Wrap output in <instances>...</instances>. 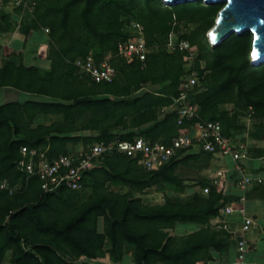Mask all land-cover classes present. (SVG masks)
I'll return each instance as SVG.
<instances>
[{"label": "trees", "instance_id": "obj_1", "mask_svg": "<svg viewBox=\"0 0 264 264\" xmlns=\"http://www.w3.org/2000/svg\"><path fill=\"white\" fill-rule=\"evenodd\" d=\"M222 7L203 0L175 6L163 0H36L33 14L21 21L25 25L31 21L26 34L49 29L46 56L51 68L18 64L15 55L0 68V87L12 86L50 100L0 105V179L14 185L25 176L17 165L23 145L45 150L51 159L70 153L69 143L83 140L94 144L141 136L171 144L197 121L179 125L174 106L183 88L185 65L194 52L199 81L190 100L198 106L199 120L220 122L225 136L246 144L237 135L245 129L240 119L250 117L258 121V138L264 139V62L251 61V34H232L221 43L210 42L206 36ZM11 14L4 12L0 17L6 29H13ZM131 21L143 24L151 49L160 44L145 61L118 54L119 44L131 38ZM189 23H196V28L181 37L190 41L191 48L169 51V33ZM88 57L96 62L108 60L117 70L114 80L97 83L80 72L74 61ZM154 85L156 90L137 94ZM225 104L232 108L223 109ZM39 113L62 118L32 127ZM117 130L122 132L117 134ZM83 131L94 134L82 135ZM256 151L264 158V148ZM247 152L254 159L249 145ZM203 154L224 157L180 150L169 162L147 169L137 159L112 151L85 173L82 189L88 190L86 194L66 186L44 191L37 177L13 195L0 191V264L7 251H11L12 264H75L81 257H98L107 243L113 260H121L131 249L136 264H207L216 253L227 254L231 227L211 224L215 218L222 219L220 210L229 204L225 178L219 184L209 178L203 183L209 192H197L187 202L167 197L163 203L148 204L137 195L151 187L183 189L177 166ZM259 186H264V180H252L244 191L245 200L264 198ZM125 187L129 189L121 192ZM241 197L236 198L240 201ZM188 221L202 226L184 234L170 231L176 223Z\"/></svg>", "mask_w": 264, "mask_h": 264}, {"label": "built area", "instance_id": "obj_2", "mask_svg": "<svg viewBox=\"0 0 264 264\" xmlns=\"http://www.w3.org/2000/svg\"><path fill=\"white\" fill-rule=\"evenodd\" d=\"M6 2H11L15 8L20 9V20L27 14H33L36 8V0H0V6ZM131 38L121 42L118 46V54L126 56L128 59L137 58L145 61L152 49L147 45L145 39V28L137 21L130 22ZM48 32L49 29L46 28ZM176 31H171L168 35L166 47L169 51H187L191 48L190 41L178 36ZM77 69L88 76L91 80L100 83L103 81L111 82L117 75L116 68L108 60L96 62L91 57L77 58L74 61ZM198 70L186 73L183 76V88L178 98L175 99L174 106L178 107L177 122L179 125L186 121H197L190 124L187 130L173 139L171 144L161 141L151 142L144 137H137L134 140H113L110 142H96L90 147L77 152L60 154L55 158H48L45 150L30 148L23 145L21 147L22 157L18 162V169L25 175L21 180L11 185L6 179H0V191L8 190L11 195L20 190L27 184L31 177H37L41 181L44 191H52L61 186L71 189L83 188V177L87 171L100 164V158L109 152L117 151L131 158L137 159L138 163L152 169L161 166L174 157L180 150L200 152L204 151L211 154L229 156L235 162L237 183L239 188L245 190L252 180L261 182L262 176L247 172L245 160H250L247 152V143H240L236 139L229 138L223 134V126L218 121L199 120L198 106L190 100L191 90L198 83ZM164 108L163 110H167ZM229 170L219 169L212 177L214 184H219L222 178L227 179ZM209 192V186L204 188ZM241 201L244 195L241 194ZM234 211L231 204L225 205L221 210L222 217L230 215ZM242 212L243 234L255 230L259 227L257 220L253 216ZM218 228L229 229L226 222L221 219L217 222ZM237 261L245 264L250 252L248 239L244 235H239L236 239ZM253 264H264L254 262Z\"/></svg>", "mask_w": 264, "mask_h": 264}, {"label": "rangeland", "instance_id": "obj_3", "mask_svg": "<svg viewBox=\"0 0 264 264\" xmlns=\"http://www.w3.org/2000/svg\"><path fill=\"white\" fill-rule=\"evenodd\" d=\"M204 4H212V3H206L203 1ZM222 4V3H218ZM223 6V4H222ZM4 12H9L11 16L13 17V29H6L7 25L6 23H0V53L4 54V56L8 58H15V55H18L17 61L20 63H25V56L28 54L34 56H44V53L46 52L48 41H49V32L46 31L45 27H41L36 30L30 31L29 34H26L27 27L26 25L30 23L31 21H27V24L25 25L24 22L20 20V12L15 8V6L9 2L8 4H5L4 6H0V17L3 15ZM219 12L215 15V21L218 17ZM29 20V19H27ZM196 23H189L187 26H181L178 31L177 35L181 36L182 34H190L195 28ZM213 28V27H212ZM211 28L206 31V36L208 37L209 41L211 42L209 38V32ZM246 33V32H245ZM252 36V33L249 32ZM160 43H165V36L160 37ZM159 43L154 44L152 47V50H157L159 48ZM24 56V57H23ZM106 56H110L109 53L106 54ZM196 56V53L194 52L192 54V59H189L186 63V73H191L193 70L196 69L194 65V58ZM22 57V61H20V58ZM251 57V53H250ZM93 59V58H92ZM252 61V58H251ZM204 67V63L201 65ZM199 72V70H198ZM199 74V73H198ZM199 81V80H198ZM158 88L157 85L154 86H146L143 87L140 91L137 92V94H142L143 92L147 90H156ZM20 99L21 94L18 93V96ZM24 98V95H23ZM223 109H231L232 106L225 104L222 105ZM54 118L57 120L61 119V115L53 116H44L42 121L47 122L48 120L51 121ZM240 123L245 126V129L237 135V138H242L243 140H246L247 144L249 145V148L254 151V159H252V165L253 167L250 168L247 172H250L252 174H258L262 176L264 180V158H259V154H257L256 150L258 148H264V139L258 138V121L256 119L250 118V117H242L240 119ZM117 134L122 132L121 130L116 131ZM82 135H91L94 134V132H87L83 131L81 132ZM94 141L85 142L79 141V142H71L68 144V149L71 152H77L80 150H84L92 145ZM257 156V157H256ZM224 162L232 163L231 157L227 156L223 158ZM227 164L222 163L220 159L217 157H211L207 156L206 154H203L201 158H191L185 163H180L177 166L176 173L183 179V182L185 184V187L181 190H172V189H165V190H159L157 187H151L148 188L146 193L144 194H137L141 196L145 203L148 204H157V203H163L167 197L172 198L175 201H182L187 202L191 201L194 198V195L197 192H205L203 183L211 179L215 176V172L219 169H228L229 166H226ZM262 166V167H261ZM260 170H257V168H260ZM255 168V169H254ZM251 169H253L251 171ZM228 175V174H227ZM237 178L235 179V176H229L226 179V193L229 195V201L228 203L232 205L233 208L234 204L236 202H240L237 200L238 194L241 193L242 188L237 189ZM239 187V186H238ZM264 186H259L260 190H264ZM115 191H119L118 188L112 187ZM129 188L125 187L121 192L127 191ZM240 191V192H239ZM244 191V190H243ZM81 194L88 193L87 189H82L80 191ZM264 194V191L261 192ZM244 194V192L242 193ZM241 195V194H240ZM262 197H258L260 199ZM233 213V212H232ZM231 213V214H232ZM230 214V215H231ZM228 215V216H230ZM222 217V222H226L228 225L229 223V217ZM220 218H215L211 221L212 225H216L218 220ZM202 225H199L196 222H181L176 223V225L170 229V231L173 234H184L186 232L194 231L198 228H200ZM99 229H104V219L103 217L99 218ZM232 231L230 233V238L227 239V242H231V246L236 243V231L235 228H231ZM110 247L111 245L107 243L104 247V252L100 254L96 258H88V257H81L75 261V264H136L135 260L133 258V250L128 249L124 252L123 258L119 261H115L112 259L110 255ZM252 249V246L250 250ZM216 255H219V253H216ZM222 255V254H220ZM250 255H254L253 252L250 251ZM11 258V251H7L4 261L1 264H12L10 262Z\"/></svg>", "mask_w": 264, "mask_h": 264}, {"label": "crops", "instance_id": "obj_4", "mask_svg": "<svg viewBox=\"0 0 264 264\" xmlns=\"http://www.w3.org/2000/svg\"><path fill=\"white\" fill-rule=\"evenodd\" d=\"M47 53H44V56H34L28 54L27 56H25V65L26 66H31V65H35L37 67H39L42 70H50L51 68V61L47 58ZM24 57V56H23ZM11 58H8L6 56H4V54L0 53V68L10 60ZM15 58H12V60H14ZM17 60V59H16ZM20 61H22V57L20 58ZM17 63L19 64L20 62L17 61ZM18 93L21 94L20 99H18L17 97H14L15 95L18 96ZM24 95V98H23ZM50 98L42 95V94H36V93H29L27 91L12 87V86H3L0 87V105L6 104V103H10V102H20V103H24L26 101H49ZM57 114H46V113H39L36 115V117L34 118L32 127H35L37 125L40 124H50L53 121H56L57 119L54 118L51 121H42L44 116H53L55 117ZM227 157V156H224ZM222 157L220 159V161L222 163H226V166H229L228 169V175L227 178L229 176H235V179L237 177L236 175V170H235V162L232 160V163H227L223 161ZM252 160H248V161H244L246 163V170H250V168L253 167L252 165ZM250 173V172H249ZM237 185V189L238 187V183L236 182ZM239 190V189H238ZM245 191V190H244ZM243 190H241L242 194L244 192ZM240 192V191H239ZM238 194V195H240ZM234 211L233 213L228 216L229 218V223H230V227L235 228L236 233V237H238L239 235H244L248 241H249V245L250 248L252 246V249L250 250L251 252H253L254 255H249L246 259L245 264H253L254 262H262L264 263V198H252L249 200H244V201H240V202H236L234 204ZM242 208L245 209V214L249 215V216H253L258 224L259 227L255 230H251L245 234L242 233L241 231V226H242V212L240 211ZM207 264H239L237 261V248H236V243L233 244L232 246H230L229 251L227 254L225 255H215L214 259L209 261Z\"/></svg>", "mask_w": 264, "mask_h": 264}, {"label": "water", "instance_id": "obj_5", "mask_svg": "<svg viewBox=\"0 0 264 264\" xmlns=\"http://www.w3.org/2000/svg\"><path fill=\"white\" fill-rule=\"evenodd\" d=\"M175 6L197 0H163ZM206 3H222L215 25L209 32L213 43H221L232 34L252 33L251 58L253 64L264 62V0H203Z\"/></svg>", "mask_w": 264, "mask_h": 264}]
</instances>
